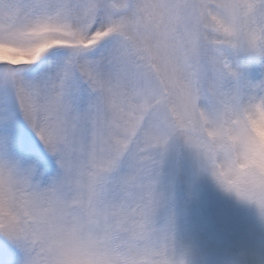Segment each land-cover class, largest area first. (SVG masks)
Segmentation results:
<instances>
[{
  "label": "snow or ice",
  "instance_id": "1",
  "mask_svg": "<svg viewBox=\"0 0 264 264\" xmlns=\"http://www.w3.org/2000/svg\"><path fill=\"white\" fill-rule=\"evenodd\" d=\"M0 45V264H170L122 154L250 139L264 0H0Z\"/></svg>",
  "mask_w": 264,
  "mask_h": 264
},
{
  "label": "rangeland",
  "instance_id": "2",
  "mask_svg": "<svg viewBox=\"0 0 264 264\" xmlns=\"http://www.w3.org/2000/svg\"><path fill=\"white\" fill-rule=\"evenodd\" d=\"M128 169L125 160L118 174ZM158 191L154 227L180 264H264V213L223 190L180 140L159 165Z\"/></svg>",
  "mask_w": 264,
  "mask_h": 264
},
{
  "label": "clouds",
  "instance_id": "3",
  "mask_svg": "<svg viewBox=\"0 0 264 264\" xmlns=\"http://www.w3.org/2000/svg\"><path fill=\"white\" fill-rule=\"evenodd\" d=\"M19 55H21L20 52L11 51L8 45H0V64L8 63L3 57ZM202 107L211 111L207 101L202 102ZM240 119L247 128L250 137L247 142L239 138H225L221 141L214 134L210 135L207 131H203L200 133V154L191 146H187L195 153L202 167L207 168L206 171L223 190L254 204L261 212L260 204L264 203V113H253L251 123L243 114ZM209 128L214 130L215 125L209 124ZM176 140L182 141L180 138L172 136L169 144ZM142 147V138H130L128 147L122 154L121 163L126 160L130 171L140 172L141 183L145 186V190H154L159 193L160 149L152 147L142 150ZM248 194H251V198ZM170 264H180L171 253Z\"/></svg>",
  "mask_w": 264,
  "mask_h": 264
}]
</instances>
